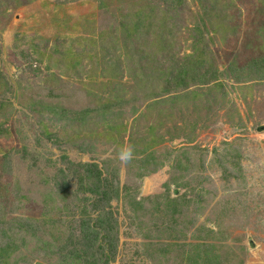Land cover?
Instances as JSON below:
<instances>
[{
  "label": "rangeland",
  "instance_id": "374dc122",
  "mask_svg": "<svg viewBox=\"0 0 264 264\" xmlns=\"http://www.w3.org/2000/svg\"><path fill=\"white\" fill-rule=\"evenodd\" d=\"M261 126L264 0H0L8 264H264Z\"/></svg>",
  "mask_w": 264,
  "mask_h": 264
},
{
  "label": "trees",
  "instance_id": "16d2710c",
  "mask_svg": "<svg viewBox=\"0 0 264 264\" xmlns=\"http://www.w3.org/2000/svg\"><path fill=\"white\" fill-rule=\"evenodd\" d=\"M129 34H130V36L131 35H133L134 33H133V31H129ZM163 74V73H162ZM162 74H160V75H158V76H160V77H162ZM138 87H140V88H142V87H146V84H145V82H138ZM117 95H119V93H115V96L113 97V101H119V100H121L122 98L121 97H118ZM151 95V94H150ZM154 95V94H153ZM153 95H151V96H149V98H154V96ZM156 100H153V104H156V102H155ZM107 104V103H106ZM2 105H3V103H2ZM150 105V104H149ZM156 129V127H154V126H151V128H150V132L152 133V134H154L155 133V130ZM151 141L152 142H156V139L154 138V137H152V139H151ZM151 147V145H147V146H145L144 147V150H146V149H149ZM143 151V150H142ZM152 153L150 154V157H148V158H151L152 156ZM87 166H88V164H86ZM85 166V165H84ZM100 187L98 188V190H93V193H95V194H103V193H105L106 192V189L105 188H101V185H99ZM87 220L88 219H85V220H83L82 222V224H83V228H85V226H86V224L88 223L87 222ZM86 227H88L89 228V231H90V233H93V231H94V227H91L90 225H88V226H86ZM20 228L22 229L23 227L22 226H20ZM93 228V229H92ZM4 234H6V233H4ZM15 245V244H14ZM13 245V243L11 242V241H8L5 245H2V246H0V263L1 264H8L7 262H8V258L11 256V254L14 252V250H15V246ZM81 257H82V254H80V253H78V252H76L74 255H73V257L71 258V260H72V262H71V264H82L81 263ZM91 262V261H90ZM97 262L95 261V264H96ZM85 264H89V263H85ZM94 264V263H93Z\"/></svg>",
  "mask_w": 264,
  "mask_h": 264
},
{
  "label": "water",
  "instance_id": "95a60500",
  "mask_svg": "<svg viewBox=\"0 0 264 264\" xmlns=\"http://www.w3.org/2000/svg\"><path fill=\"white\" fill-rule=\"evenodd\" d=\"M258 129H259L260 131H261V130H264V126H261V127H259Z\"/></svg>",
  "mask_w": 264,
  "mask_h": 264
}]
</instances>
